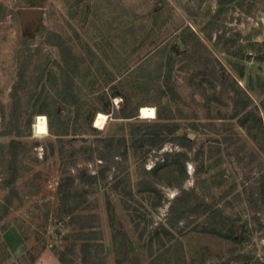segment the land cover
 Instances as JSON below:
<instances>
[{
    "label": "rangeland",
    "instance_id": "obj_1",
    "mask_svg": "<svg viewBox=\"0 0 264 264\" xmlns=\"http://www.w3.org/2000/svg\"><path fill=\"white\" fill-rule=\"evenodd\" d=\"M26 1L0 0V264H63L64 251L68 264H84L83 226L87 241L103 243L102 264H264V0H33L42 15L25 25ZM56 35L86 67L76 78L81 119L66 104L56 115L62 137L35 126L40 115L49 127L41 111L63 88ZM170 52L175 103L163 94ZM23 61L27 89L13 112ZM100 112L105 128L95 126ZM110 137L114 158L74 150H102ZM13 138L22 143L17 195ZM176 152L187 161L155 172ZM183 192L231 216L243 243L204 231L203 215L170 220Z\"/></svg>",
    "mask_w": 264,
    "mask_h": 264
},
{
    "label": "trees",
    "instance_id": "obj_2",
    "mask_svg": "<svg viewBox=\"0 0 264 264\" xmlns=\"http://www.w3.org/2000/svg\"><path fill=\"white\" fill-rule=\"evenodd\" d=\"M234 1V0H232ZM26 6L33 8L36 7L37 4L35 1H26ZM54 34V33H53ZM55 35V34H54ZM60 38L61 42L58 43L56 46L60 49V52L63 57V63L64 66H62V85L63 88L61 89L60 92V98L58 100H53L51 103V110L50 111H44L42 110L41 112H45L49 118V129L52 132V134L57 135L59 137H62L64 135H67L66 132H68L66 129V124L63 121H60V123L57 126L56 118L57 116L59 117V120L62 119V113L60 112V104L68 105L70 107L75 108V115L76 118L79 120L81 119V112L84 110V107L86 106V102H84L79 94L76 93V78L79 76V74L82 72L83 69H85V63L83 59L76 55L72 48L71 45L67 41H65L60 35H56ZM184 46H186L185 41H182ZM181 44H177L179 47ZM176 57H174L173 53L170 52L167 56V72L163 76V94L168 95L169 91L171 94H176L172 98V100L175 102L181 101V97L177 91H175V88L173 86L172 82V73L174 69V63H175ZM27 64L24 63V61L21 63L18 71V78L16 83L14 84L12 88V93L11 97L13 100V105H14V110L13 112L19 110L22 105L23 101V93H25V89H27ZM57 115V116H56ZM159 117H164V110H159L158 111ZM125 118H130L133 117L134 114H124ZM166 117V116H165ZM91 125V123H90ZM243 125V124H242ZM244 126V125H243ZM194 131L198 132L199 131V126L196 124H193L191 127ZM77 134L76 131L73 132V135ZM145 135H148L145 134ZM121 139H118V141ZM157 139H154L153 144H157L158 141L156 142ZM106 142H108L105 147L101 150L99 148H88L87 146L81 145V147L75 148L74 150L76 152L82 151L84 152H89L91 155L93 152L98 151L100 154V158L106 160L107 157H112L114 158L117 156L115 155L114 152H119V146L115 145V141L117 139L115 137H110L105 139ZM121 141L125 142V138H123ZM195 141L191 139L188 134H183L179 137V144L185 146L186 148L192 150L193 145ZM122 144V142H121ZM120 144V145H121ZM160 144V142H159ZM21 141L13 138L10 143H9V149H10V171L11 175L13 174L12 180L10 181V185L12 186V194L17 195L16 188L13 186L16 178H17V173H18V157L20 154L21 150ZM118 148V149H117ZM116 150V151H114ZM173 159L170 161V159ZM188 155L186 152H176L174 154H168L167 158L161 163V165L158 166V164L155 167V172L163 168L165 165H169L171 162L174 164L179 162V160L187 161ZM96 176H91V179H95ZM67 185L70 186V188L74 185L73 180H71ZM191 193L189 192H183L182 195L176 197L172 204L170 205L169 209V219L174 220L175 223H179L181 221L189 219L191 216H205L206 217V223L204 227V231L210 232L213 234L218 235L221 238L227 239L229 241H232L236 244H242L243 241L246 239L244 237L246 235L245 233H236V230L234 229V219L225 214V212L218 208L213 206L212 204L206 202L205 200H192L191 199ZM68 198V197H67ZM86 228L85 226L82 227L79 231V239L82 240V249L85 254L84 258V264H102V257L99 254L101 248L103 247V243L99 241L96 237L94 236V239H97L96 241H87L85 239L86 235ZM90 234H97V231H90ZM92 238V240H93ZM68 253L63 252L60 256V261L63 264H68V258H67ZM246 255L240 254V257L238 259H243L245 260ZM237 260V259H236ZM248 260V259H247ZM245 260L246 262H249ZM253 264H261L260 262L256 261Z\"/></svg>",
    "mask_w": 264,
    "mask_h": 264
},
{
    "label": "bare ground",
    "instance_id": "obj_3",
    "mask_svg": "<svg viewBox=\"0 0 264 264\" xmlns=\"http://www.w3.org/2000/svg\"><path fill=\"white\" fill-rule=\"evenodd\" d=\"M151 111V110H150ZM147 113V114H146ZM143 114L142 118H147L150 112H147ZM108 122V116L104 113H99L95 120V126L99 128H105L106 124ZM36 130L38 134H47L49 133V127L47 124V119L45 116H40L37 118L36 121ZM42 137V136H41Z\"/></svg>",
    "mask_w": 264,
    "mask_h": 264
},
{
    "label": "water",
    "instance_id": "obj_4",
    "mask_svg": "<svg viewBox=\"0 0 264 264\" xmlns=\"http://www.w3.org/2000/svg\"><path fill=\"white\" fill-rule=\"evenodd\" d=\"M42 15L41 9L39 8H24L22 9V20L25 25L33 24ZM190 137L193 138V135Z\"/></svg>",
    "mask_w": 264,
    "mask_h": 264
}]
</instances>
